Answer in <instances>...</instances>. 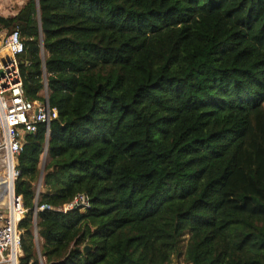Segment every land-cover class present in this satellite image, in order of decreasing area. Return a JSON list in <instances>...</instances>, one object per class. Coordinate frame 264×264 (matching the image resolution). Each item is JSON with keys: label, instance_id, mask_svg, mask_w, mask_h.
Segmentation results:
<instances>
[{"label": "trees", "instance_id": "16d2710c", "mask_svg": "<svg viewBox=\"0 0 264 264\" xmlns=\"http://www.w3.org/2000/svg\"><path fill=\"white\" fill-rule=\"evenodd\" d=\"M17 28L59 111L18 156L21 263L264 264V0H26Z\"/></svg>", "mask_w": 264, "mask_h": 264}, {"label": "built area", "instance_id": "2783aa9c", "mask_svg": "<svg viewBox=\"0 0 264 264\" xmlns=\"http://www.w3.org/2000/svg\"><path fill=\"white\" fill-rule=\"evenodd\" d=\"M3 13L0 7V14ZM24 50L19 28L0 39V170L3 172L0 175V264H23L20 261L23 248L19 224L27 209L23 196L16 192L15 186L21 174L18 156L23 150L26 135L36 132L39 125L44 124L49 136L51 122L59 116L57 107L50 104L47 83L43 99L30 100L25 96L19 60ZM47 154L48 146L42 158ZM41 188L42 182L37 185V197ZM90 205V196L79 193L59 207L43 204L35 209V215L46 208L67 212L72 209L86 210ZM35 235L38 236L37 230ZM40 261L43 262L41 256ZM28 264H33V261Z\"/></svg>", "mask_w": 264, "mask_h": 264}, {"label": "rangeland", "instance_id": "374dc122", "mask_svg": "<svg viewBox=\"0 0 264 264\" xmlns=\"http://www.w3.org/2000/svg\"><path fill=\"white\" fill-rule=\"evenodd\" d=\"M19 2H20L19 0H0L1 10H4V13L3 14H5L7 16V15H10L11 13H14L17 10V8H19L22 5ZM2 36H3V34L0 33V39L2 38ZM46 160H47V156L45 158H42L41 168H42V166H45ZM2 173L3 172L0 170V175ZM40 183H38V184H40ZM42 184H43V181H42ZM177 261L180 264H188L183 259V257H181V259L180 260H177Z\"/></svg>", "mask_w": 264, "mask_h": 264}, {"label": "water", "instance_id": "95a60500", "mask_svg": "<svg viewBox=\"0 0 264 264\" xmlns=\"http://www.w3.org/2000/svg\"><path fill=\"white\" fill-rule=\"evenodd\" d=\"M48 144H49V140L47 141V146H48ZM43 176H44V166H42V168H41V176H40V179H39L40 182L43 181ZM90 248H91L90 245H86L84 247V251L87 252Z\"/></svg>", "mask_w": 264, "mask_h": 264}, {"label": "crops", "instance_id": "0c3cea01", "mask_svg": "<svg viewBox=\"0 0 264 264\" xmlns=\"http://www.w3.org/2000/svg\"><path fill=\"white\" fill-rule=\"evenodd\" d=\"M20 2V4H23L26 0H19ZM4 11V10H3Z\"/></svg>", "mask_w": 264, "mask_h": 264}]
</instances>
